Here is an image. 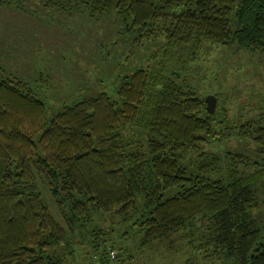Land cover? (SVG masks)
Here are the masks:
<instances>
[{"label": "trees", "instance_id": "16d2710c", "mask_svg": "<svg viewBox=\"0 0 264 264\" xmlns=\"http://www.w3.org/2000/svg\"><path fill=\"white\" fill-rule=\"evenodd\" d=\"M41 3L113 11L134 45L162 36L168 47L207 42L264 53V0ZM114 93L117 100L101 91L47 119L24 81L0 77V264H64L73 253L39 185L68 208L69 230L99 210L120 214L148 242L206 219L213 253L228 264H264V115L230 121L222 104L209 114L178 73L142 66L122 75ZM90 231L104 242L103 230ZM94 252L108 263L105 247Z\"/></svg>", "mask_w": 264, "mask_h": 264}, {"label": "rangeland", "instance_id": "374dc122", "mask_svg": "<svg viewBox=\"0 0 264 264\" xmlns=\"http://www.w3.org/2000/svg\"><path fill=\"white\" fill-rule=\"evenodd\" d=\"M4 1L9 2L0 3V77L24 81L43 102L47 119L63 105L101 91L117 100L116 82L139 66L151 73L176 72L199 96L215 95V108L225 105L230 121L264 115V53L236 52L234 47L207 42L168 47L162 36L134 45L132 34L113 11L94 15L85 7L64 10L44 6L41 0ZM224 143L215 145L224 147ZM230 145L235 146L234 139ZM187 157L197 156L191 152ZM39 190L71 235L68 245L73 253L64 264H99L94 251L103 247L109 255L107 264L229 263L213 253L202 236L207 232L206 219L198 218L164 239L148 242L141 241L135 226L121 222L120 214L99 210L92 211L89 221L78 219L69 230L63 219V213L71 215L68 208L58 207L41 185ZM257 213L264 218V205ZM93 227L104 231V242L93 239Z\"/></svg>", "mask_w": 264, "mask_h": 264}, {"label": "water", "instance_id": "95a60500", "mask_svg": "<svg viewBox=\"0 0 264 264\" xmlns=\"http://www.w3.org/2000/svg\"><path fill=\"white\" fill-rule=\"evenodd\" d=\"M205 101V109L206 111L211 114L215 110V105H216V97L215 95H207L204 98Z\"/></svg>", "mask_w": 264, "mask_h": 264}]
</instances>
